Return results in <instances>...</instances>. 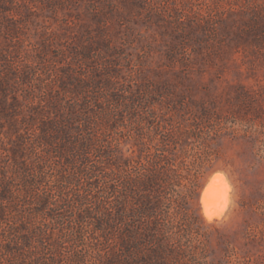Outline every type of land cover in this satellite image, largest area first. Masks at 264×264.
<instances>
[{
	"label": "rangeland",
	"instance_id": "374dc122",
	"mask_svg": "<svg viewBox=\"0 0 264 264\" xmlns=\"http://www.w3.org/2000/svg\"><path fill=\"white\" fill-rule=\"evenodd\" d=\"M0 264H264V0H0Z\"/></svg>",
	"mask_w": 264,
	"mask_h": 264
},
{
	"label": "bare ground",
	"instance_id": "6f19581e",
	"mask_svg": "<svg viewBox=\"0 0 264 264\" xmlns=\"http://www.w3.org/2000/svg\"><path fill=\"white\" fill-rule=\"evenodd\" d=\"M232 186L222 172L213 173L200 201L202 214L209 222L222 219L230 208Z\"/></svg>",
	"mask_w": 264,
	"mask_h": 264
},
{
	"label": "trees",
	"instance_id": "16d2710c",
	"mask_svg": "<svg viewBox=\"0 0 264 264\" xmlns=\"http://www.w3.org/2000/svg\"><path fill=\"white\" fill-rule=\"evenodd\" d=\"M188 158H190V156H187ZM187 164H185V163H180L179 165H177V167H178V169L180 170V171H188V172H190V170H188V168H187ZM174 170V169H173ZM195 178H198V177H195ZM161 181L162 182H160V187H161V184L163 183V184H165V186L167 185V184H169L170 183V181H171V176L170 175H167L166 176V178L165 177H163V178H161ZM173 181V180H172ZM164 186V187H165ZM160 193H163L164 195L165 194H167V190H161L160 191ZM161 196V195H160ZM169 233V232H168ZM166 237H168V238H173V234H166Z\"/></svg>",
	"mask_w": 264,
	"mask_h": 264
},
{
	"label": "water",
	"instance_id": "95a60500",
	"mask_svg": "<svg viewBox=\"0 0 264 264\" xmlns=\"http://www.w3.org/2000/svg\"><path fill=\"white\" fill-rule=\"evenodd\" d=\"M206 187H207V182L203 185V187H202V189H201V191H200V201H201V199H202L203 192H204V190L206 189Z\"/></svg>",
	"mask_w": 264,
	"mask_h": 264
}]
</instances>
